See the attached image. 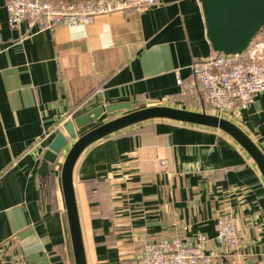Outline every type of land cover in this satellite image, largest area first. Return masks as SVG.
Here are the masks:
<instances>
[{
    "label": "crops",
    "instance_id": "1",
    "mask_svg": "<svg viewBox=\"0 0 264 264\" xmlns=\"http://www.w3.org/2000/svg\"><path fill=\"white\" fill-rule=\"evenodd\" d=\"M6 2L0 0V264H75L59 177L67 149L53 173L39 174L54 132L99 107L120 109L96 125L149 106L201 112L175 77L193 82L192 63L213 52L198 0H160L91 25L44 30L10 28ZM223 118L264 155V93ZM73 184L87 264H125L144 241L197 234L207 237L213 264H264V180L220 130L169 120L129 127L82 153ZM220 215L234 221L235 252L215 240Z\"/></svg>",
    "mask_w": 264,
    "mask_h": 264
},
{
    "label": "built area",
    "instance_id": "2",
    "mask_svg": "<svg viewBox=\"0 0 264 264\" xmlns=\"http://www.w3.org/2000/svg\"><path fill=\"white\" fill-rule=\"evenodd\" d=\"M160 0H7L4 10L7 24L16 29L25 23L38 30L55 27L91 25L97 17L116 12L144 11ZM193 82L176 74V83L191 95L203 110L226 117L237 110H247L264 93V31L240 56L212 54L191 65ZM161 167L166 163L161 161ZM216 242L227 252H235L239 239L228 215L216 218ZM207 237H174L144 241L137 255L125 264H213L205 253Z\"/></svg>",
    "mask_w": 264,
    "mask_h": 264
},
{
    "label": "water",
    "instance_id": "3",
    "mask_svg": "<svg viewBox=\"0 0 264 264\" xmlns=\"http://www.w3.org/2000/svg\"><path fill=\"white\" fill-rule=\"evenodd\" d=\"M206 39L214 54L240 56L264 31V0H198ZM177 106H179L177 104ZM120 107L95 108L66 121L54 132L46 148L39 174L48 177L67 149L59 170L60 185L75 264H87L79 223L73 171L82 153L94 143L129 127L152 121L169 120L220 130L251 158L264 180V155L254 142L235 124L215 115L177 107L149 106L96 125L100 119L112 118ZM96 127L81 134L89 126Z\"/></svg>",
    "mask_w": 264,
    "mask_h": 264
},
{
    "label": "rangeland",
    "instance_id": "4",
    "mask_svg": "<svg viewBox=\"0 0 264 264\" xmlns=\"http://www.w3.org/2000/svg\"><path fill=\"white\" fill-rule=\"evenodd\" d=\"M50 1H56V0H50ZM69 1H74V0H69ZM208 113V112H207ZM210 114V113H209ZM212 114V113H211Z\"/></svg>",
    "mask_w": 264,
    "mask_h": 264
},
{
    "label": "trees",
    "instance_id": "5",
    "mask_svg": "<svg viewBox=\"0 0 264 264\" xmlns=\"http://www.w3.org/2000/svg\"><path fill=\"white\" fill-rule=\"evenodd\" d=\"M212 55V54H211Z\"/></svg>",
    "mask_w": 264,
    "mask_h": 264
}]
</instances>
